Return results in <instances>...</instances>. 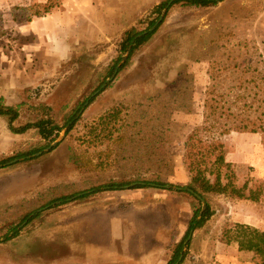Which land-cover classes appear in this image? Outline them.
Returning <instances> with one entry per match:
<instances>
[{"label":"rangeland","instance_id":"rangeland-1","mask_svg":"<svg viewBox=\"0 0 264 264\" xmlns=\"http://www.w3.org/2000/svg\"><path fill=\"white\" fill-rule=\"evenodd\" d=\"M47 1L0 0V97L21 107L16 126L45 117L34 109L40 105L50 106L61 124L73 114L75 122L47 151L55 141L46 146L35 128L16 135L0 116V160L37 149L13 166L0 164V264H167L198 202L165 185L188 187L177 181L178 171L188 134L203 123L213 76L229 78L216 82L221 88L256 67L264 70V0L173 3L110 82L106 72L125 31L148 28L154 7L166 0H52L57 6L50 13L35 16V5ZM22 84L25 91L18 90ZM114 108L121 114L113 131L98 126L91 133ZM222 139L224 173L261 191L259 200L208 196L214 214L185 240L180 264H264L263 254L241 250L235 240L244 238L237 224L264 231L261 135L232 132ZM214 160L208 163L216 171ZM119 179L164 184L40 207L60 191ZM38 209L37 217L20 223L24 212ZM17 225L18 234L7 239Z\"/></svg>","mask_w":264,"mask_h":264},{"label":"trees","instance_id":"trees-1","mask_svg":"<svg viewBox=\"0 0 264 264\" xmlns=\"http://www.w3.org/2000/svg\"><path fill=\"white\" fill-rule=\"evenodd\" d=\"M169 1L170 0L163 1L154 7L152 13L156 14V17L150 22L148 28L145 30H138L136 26H133L125 31L120 42L119 55L109 65L106 78L111 77L130 46L132 47L130 57L120 66V71L124 70L130 64L135 52L152 38L158 27L155 31H150V28L155 25ZM213 1L214 0H173L172 4L184 2L185 4L207 6L213 3ZM56 6L57 3L52 0L37 4L35 7L38 9L34 12V15L42 17L50 13ZM28 20H31V17H28ZM239 65L240 64L236 63L234 67H238ZM250 67L246 68V70H249ZM245 73H247L248 76H235L230 79L234 83L233 85L228 87L223 86L221 88L216 86V82L222 80L226 81L229 78L225 76L224 79H222L221 75L213 76L212 80L215 84L207 88L203 104V123L196 126L186 138L183 163L191 176L188 187L202 197L206 206L203 209V201L187 191L196 199L198 205L195 207L194 214L189 221L184 238L172 246V255L167 264H175L182 254L184 256L186 255L184 251L185 240L196 229L203 227L214 214L208 201V196L218 194L237 197L239 199L259 200V193L261 191L258 193L257 190L250 189L247 184L241 187L238 186L234 183V177L223 171V167L227 166L225 158L227 146L222 139L223 136L232 132L259 133L264 144V70H260L256 67ZM34 109L41 112L45 117L35 122L16 126L15 122L21 115V107L19 105H8L3 97H0V116H4L8 119V127L11 132L14 134H22L35 128L38 130L42 139L45 140L46 146L56 141L65 128L66 132L72 128L75 122V114H73L66 117L65 124L59 123L53 117V110L48 105H40L34 107ZM120 114L121 109L119 108H114L105 113L99 118V121L95 123V125H92L91 133L95 132L98 134L96 130L98 126L101 127L100 130L108 128L109 132H112L117 125ZM35 150L37 149L26 152L20 151L15 155L4 157L0 160V164L7 165L6 162H12L18 157L28 159L29 155L34 153ZM213 158H215L213 163L218 165L216 171H213L208 163ZM13 165H15V163L11 164V166ZM133 182L135 181L128 179L110 180L88 189L60 191L54 195L43 198L40 207L65 205L76 200L86 199L95 193L105 190H122L130 186ZM163 184L164 183L160 181H144L142 184L136 183L135 186L129 188L147 186L163 188ZM247 191H249V194ZM34 212V210L24 212L21 216L20 223L28 219ZM39 214L40 213L35 212L28 222ZM18 226L19 225L13 227L15 233L13 236L7 237V239L18 234ZM235 227L243 231V239H238L240 238L239 235L235 238L241 250H252L264 255V231L245 224H237Z\"/></svg>","mask_w":264,"mask_h":264},{"label":"water","instance_id":"water-1","mask_svg":"<svg viewBox=\"0 0 264 264\" xmlns=\"http://www.w3.org/2000/svg\"><path fill=\"white\" fill-rule=\"evenodd\" d=\"M218 1H220V0H218ZM172 2H173V0H170V1H169L168 5H167L166 8L163 10L161 16L159 17V19L157 20V22L155 23V25L152 26V27L150 28V31H155V29H156V28H157V27L163 22V20H164L166 14H167V12H168L169 7L172 5ZM131 49H132V47L130 46L129 49H128V51L125 53V55L123 56L122 60H121L120 63L118 64L116 70H115L114 73L111 75V77H109V79L107 80V82L113 81V80L116 78L117 74H118L119 71H120V66H121V65H122V64H123V63H124L129 57H130ZM105 87H106V83L103 84V85L100 87V89H98L97 91H95V92L92 94L91 97H95L96 95H98V93H99L102 89H104ZM88 104H89V100L86 101L85 105H88ZM82 112H83V110L81 109L80 113H82ZM65 132H66V130H65ZM58 143H59L58 140L55 141V142L52 143L50 146H48V147L46 148V150H47V151L51 150L52 148L56 147V146L58 145ZM41 154H42V152H38V153H37V155H41ZM29 158H31V156H29ZM19 160H20V159H15V160H13V162H18ZM131 186H134V184H131V185L128 186L127 188H129V187H131ZM165 187H166V188H173V189H175V190H177V191H188V192L194 194L198 199H201V200L203 201V209H204L205 206H206V203H205V201L202 199V197H201L199 194L195 193V192L193 191V189H191V188H189V187L172 186V185H165ZM48 207H50V206H46L45 208H48ZM41 210H42V209H38L37 212H39V211H41ZM31 215H34V213H32ZM25 223H26V222H25ZM25 223H23V224H25ZM189 238H190V237H189ZM186 242H187V241H186ZM184 249H185V248H184ZM183 256H184V255L182 254V255L180 256L179 260H178L175 264H180V262H181L182 259H183Z\"/></svg>","mask_w":264,"mask_h":264},{"label":"crops","instance_id":"crops-1","mask_svg":"<svg viewBox=\"0 0 264 264\" xmlns=\"http://www.w3.org/2000/svg\"><path fill=\"white\" fill-rule=\"evenodd\" d=\"M23 85V84H22ZM22 85H20V87H19V89L18 90H21V91H25L26 90V86H22ZM22 134H25V133H22ZM16 135H20V134H16ZM184 156V155H183ZM182 169L180 170V171H178V173H179V177H177V181L179 182V183H185V184H189L190 183V181H191V178L189 177L190 176V174H189V172L186 170V168H185V165H184V163L182 164V167H181ZM39 263L40 264H47L48 262H44V261H39Z\"/></svg>","mask_w":264,"mask_h":264},{"label":"flooded vegetation","instance_id":"flooded-vegetation-1","mask_svg":"<svg viewBox=\"0 0 264 264\" xmlns=\"http://www.w3.org/2000/svg\"><path fill=\"white\" fill-rule=\"evenodd\" d=\"M17 159H18V158H17ZM28 159H29V158H28ZM14 163H18V162H13V161L11 162V161H10V163L7 164V166H11V164H14ZM190 236H191V235H190ZM190 236H189V237H190ZM184 251H185V250H184ZM183 257H184V256H183Z\"/></svg>","mask_w":264,"mask_h":264}]
</instances>
